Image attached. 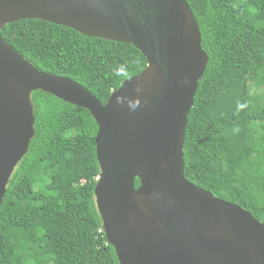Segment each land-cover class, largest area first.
Listing matches in <instances>:
<instances>
[{
  "label": "trees",
  "instance_id": "trees-1",
  "mask_svg": "<svg viewBox=\"0 0 264 264\" xmlns=\"http://www.w3.org/2000/svg\"><path fill=\"white\" fill-rule=\"evenodd\" d=\"M186 2L208 60L187 115L184 177L264 226V0ZM0 34L34 67L78 82L103 104L147 65L131 43L42 19L7 23ZM30 100L34 134L0 205V264H120L95 202L96 121L40 89Z\"/></svg>",
  "mask_w": 264,
  "mask_h": 264
},
{
  "label": "water",
  "instance_id": "water-1",
  "mask_svg": "<svg viewBox=\"0 0 264 264\" xmlns=\"http://www.w3.org/2000/svg\"><path fill=\"white\" fill-rule=\"evenodd\" d=\"M29 18L131 43L147 65L103 104L34 67L0 34V205L34 134L30 93L40 89L98 125L95 202L120 264H264L263 224L183 174L187 115L208 60L186 0H0V29Z\"/></svg>",
  "mask_w": 264,
  "mask_h": 264
}]
</instances>
